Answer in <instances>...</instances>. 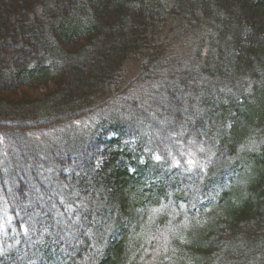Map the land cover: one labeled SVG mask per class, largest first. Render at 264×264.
Returning <instances> with one entry per match:
<instances>
[{"label": "trees", "instance_id": "trees-1", "mask_svg": "<svg viewBox=\"0 0 264 264\" xmlns=\"http://www.w3.org/2000/svg\"><path fill=\"white\" fill-rule=\"evenodd\" d=\"M0 209V264H264V0H0Z\"/></svg>", "mask_w": 264, "mask_h": 264}, {"label": "rangeland", "instance_id": "rangeland-1", "mask_svg": "<svg viewBox=\"0 0 264 264\" xmlns=\"http://www.w3.org/2000/svg\"><path fill=\"white\" fill-rule=\"evenodd\" d=\"M83 122H85V121H83ZM0 232H1V230H0Z\"/></svg>", "mask_w": 264, "mask_h": 264}]
</instances>
